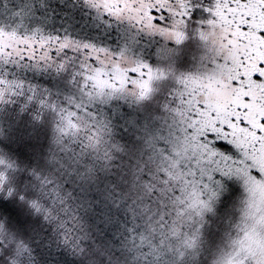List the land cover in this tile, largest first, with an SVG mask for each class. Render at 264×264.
I'll return each instance as SVG.
<instances>
[{
    "label": "snow or ice",
    "instance_id": "6c2138e0",
    "mask_svg": "<svg viewBox=\"0 0 264 264\" xmlns=\"http://www.w3.org/2000/svg\"><path fill=\"white\" fill-rule=\"evenodd\" d=\"M78 2L103 33L0 0V262L37 264L35 220L73 258L102 222L108 264H264V0Z\"/></svg>",
    "mask_w": 264,
    "mask_h": 264
},
{
    "label": "rangeland",
    "instance_id": "374dc122",
    "mask_svg": "<svg viewBox=\"0 0 264 264\" xmlns=\"http://www.w3.org/2000/svg\"><path fill=\"white\" fill-rule=\"evenodd\" d=\"M55 12V17L46 24L48 30L64 29L68 28L73 34H76V30H80L79 34L84 35L87 33L89 36L96 32L103 33L104 25L98 20H92L87 16L86 8L82 2L78 0H51L49 13ZM67 14V15H65ZM61 19L64 23H60ZM99 24V28L96 25ZM71 25V27H69ZM211 53L205 47L204 43L198 38L194 37L187 46H185L180 55L175 58L172 63L177 72H196L201 69L202 63L207 65L208 61L202 58L210 56ZM24 130L21 131L22 125L18 128H13L10 135L13 138L23 137L28 144L35 149L38 156H41L42 152L46 150L45 133L42 129L35 130L31 135H28L31 129L26 124L23 125ZM228 201H225L227 204ZM15 212L16 210L13 209ZM223 211V209H222ZM26 223V221H24ZM50 264H57V252L54 249L49 253Z\"/></svg>",
    "mask_w": 264,
    "mask_h": 264
},
{
    "label": "clouds",
    "instance_id": "9594fccd",
    "mask_svg": "<svg viewBox=\"0 0 264 264\" xmlns=\"http://www.w3.org/2000/svg\"><path fill=\"white\" fill-rule=\"evenodd\" d=\"M46 152L41 154V162L44 163V156ZM95 223V219H94ZM31 228L36 229L38 243L35 244V255L37 258V264H50L49 253L52 249L46 247L45 241L47 237L41 234L45 230V226L42 221H33L30 225ZM97 227L92 228V242L89 243L87 251L82 257H75L76 264H108L107 253L110 245L108 239L102 231L100 224ZM3 264V262H0Z\"/></svg>",
    "mask_w": 264,
    "mask_h": 264
},
{
    "label": "trees",
    "instance_id": "16d2710c",
    "mask_svg": "<svg viewBox=\"0 0 264 264\" xmlns=\"http://www.w3.org/2000/svg\"><path fill=\"white\" fill-rule=\"evenodd\" d=\"M23 130H24V126L22 125L21 131ZM9 210L13 211L11 207H9ZM98 211H101V209H98ZM100 227L102 231L104 232L105 236L107 237V239L109 240L114 230L112 228L105 227V225L102 222L100 223ZM57 264H76V261H75V258L71 257L68 254L57 253Z\"/></svg>",
    "mask_w": 264,
    "mask_h": 264
}]
</instances>
